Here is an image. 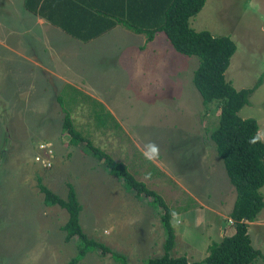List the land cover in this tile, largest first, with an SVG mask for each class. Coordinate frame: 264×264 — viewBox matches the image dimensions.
Masks as SVG:
<instances>
[{"label": "rangeland", "instance_id": "obj_1", "mask_svg": "<svg viewBox=\"0 0 264 264\" xmlns=\"http://www.w3.org/2000/svg\"><path fill=\"white\" fill-rule=\"evenodd\" d=\"M35 19L22 8V0H0V264H67L74 255L73 242H64L60 229L66 213L43 203L37 178L60 197L70 183L81 205L82 231L123 254L128 264H144L145 258L161 253L159 210L147 198L126 191L83 143L68 142L61 129L62 106L70 110L82 135L123 162L174 214L179 213L175 229H201L209 220L222 222V217L200 208L192 198L211 208L221 202L226 215L235 197L208 137L217 124V110L212 103L201 104L191 82L197 57L176 52L161 32L145 44L142 35L118 25L93 41L96 55L83 67L85 75L77 74L57 52L61 41L68 49L80 43L59 29L55 32L61 41H50L48 29L44 31ZM188 25L234 42L235 51L224 71L233 88L250 87L260 77V85L238 116L256 120L264 143V0H205ZM112 45H123L113 57L99 49ZM26 55L50 73L37 72ZM71 60L78 68V59ZM91 98L110 105L121 121L120 131L110 125L95 126L90 109L98 106ZM40 142L53 150L47 169L33 159ZM151 145L158 148L154 157ZM149 164L160 172L156 174ZM260 192L264 202V185ZM185 203L190 207L179 210ZM226 228L228 234L232 232L231 225ZM262 232L250 225L247 235L252 241ZM184 250L176 245L170 255L179 256L174 252ZM77 264L118 263L95 250Z\"/></svg>", "mask_w": 264, "mask_h": 264}, {"label": "trees", "instance_id": "obj_2", "mask_svg": "<svg viewBox=\"0 0 264 264\" xmlns=\"http://www.w3.org/2000/svg\"><path fill=\"white\" fill-rule=\"evenodd\" d=\"M204 2L205 0H22L25 11L79 42H89L119 25L134 34L142 35L145 43L161 32L176 52L198 59L192 71L191 82L200 96L201 104L205 106L212 103L217 110V124L209 131L208 137L235 192L228 215L232 232L218 241H210L205 247L204 256L198 261L190 262L184 255H170L175 237L170 222L174 212L156 191L137 180L123 162L116 161L82 135L70 118V110L63 106L61 108V129L68 135V142L72 145L83 143L85 151L101 161L126 191H132L136 198H147L148 204L159 210L158 220L163 236L161 253L145 258L144 264H253L257 257L264 259V255L251 246L247 235V223L253 221L263 207L260 188L264 185V143L257 133L256 120L238 116L240 108L249 103L250 95L260 85V77L250 87L240 89L233 88L225 80L224 71L236 48L234 42L228 36H213L207 30L195 31L188 25L189 18L199 12ZM57 100L61 104L60 95ZM91 100L98 106L95 109L92 105L90 109L95 126L106 128L110 125L120 131L118 123L103 105L95 99ZM149 166L156 174L160 172L154 164ZM36 184L46 206L56 205L66 213V220L60 229L64 233V242L72 241L74 245V255L67 264H77L86 253L95 250L100 255L109 254L118 264H128L123 254L88 237L82 231L78 222L81 205L70 183H66L64 197L50 191L38 178ZM189 207L190 204L182 205L179 210Z\"/></svg>", "mask_w": 264, "mask_h": 264}, {"label": "crops", "instance_id": "obj_3", "mask_svg": "<svg viewBox=\"0 0 264 264\" xmlns=\"http://www.w3.org/2000/svg\"><path fill=\"white\" fill-rule=\"evenodd\" d=\"M30 15L33 16L32 14H30ZM33 17H36V16H33ZM34 21L37 23L38 26H43L44 31H47V29H48V32L46 33V35H48V39H50V41H52V40L54 42L56 41V44H57V41H61V40H59L60 36L55 32L56 29H58V28H56L55 26L49 24L48 22H46L43 19L38 18V17H36V19ZM47 25H49V26H47ZM116 26H118V25H116ZM112 29L115 30L116 27H113ZM112 29H110L107 33L113 31ZM107 33H105V34H107ZM96 39H98V37L89 41V42H86V43H82V42H79V41L74 39L75 41H77V43H80V44H78L80 46L76 45L77 48H75V49H68L67 45H65L66 43H62V41H61L60 48H62V49L57 53L62 54V55H64L65 58H67V60L64 61L67 68H69L70 70H72V68H73V70L75 69L74 71L77 72V74L81 73L83 67L86 65V62H89L90 60H92L93 59L92 57H94L93 55H96V54H93L94 52H96V50H95V47L92 46L93 41H95ZM152 40H151V42H152ZM151 42H147V43H151ZM122 47H123V45H112L110 48H105V46H100L99 49H101V50L104 49L106 51L105 53H107V54H109V56L113 57V55L118 51V49H121ZM73 56L78 59V61H76L77 63L75 64L78 68L73 66V63L71 60ZM25 58L32 60L31 61L32 64L38 68L37 72L42 71L45 73H50V70L47 69V67L39 66L37 64V62H35L29 56L26 55ZM49 58H54V57L49 56ZM55 59H59V57L56 56ZM26 62L28 64H31L27 60H26ZM81 74H83V73H81ZM83 75H85V74H83ZM76 89H77V91L82 90L81 88H76ZM101 104L103 105L105 110H107L111 114V116L118 123V125L121 124V121L118 119L116 114L113 113L114 111L111 110L110 105H108V103H104V102H102ZM120 127L122 128L121 125H120ZM192 198L198 204V206L201 205L200 208H205L207 210L210 209L215 215L222 217V222L217 221V223H214V222L209 220L208 222H206L207 225L205 224L206 226L204 225V227H201V229L200 228H198V229L189 228L186 231L184 229H182V230L175 229V227H174V225L178 221L176 219V217L179 215V213H175L171 216L170 222H171V225L173 227L174 236H175L174 237L173 251H175L176 245H181L185 248V250L182 253L174 252V255H184L186 257V259L190 262L191 261H197L204 256L205 247L210 241H218L221 237L228 235V228H226V226L231 225L228 215H229V212L231 210V207H232V204H233L235 197L231 200L230 206L227 208L228 209L227 212H225L226 215L223 214L222 210H224L225 207L220 206L221 202H218L217 205L214 206V208H211V206L210 207L207 206L208 204L203 205L204 203L201 201L200 198H198V197H192ZM263 206H264V202H263ZM262 209H263V207L260 209V211L256 215V218L253 221L247 223V231H248V226H250V225H254L256 227L257 226L261 227V231H263L262 232L263 235L261 234V236H254V240L252 239V241H250V244L254 249L258 250L262 255H264V213L261 214ZM224 218H227L226 219L227 223H225L223 221ZM262 227H263V230H262ZM195 255H196V258L193 257ZM253 264H264V259H262L261 257H257L256 259H254Z\"/></svg>", "mask_w": 264, "mask_h": 264}, {"label": "built area", "instance_id": "obj_4", "mask_svg": "<svg viewBox=\"0 0 264 264\" xmlns=\"http://www.w3.org/2000/svg\"><path fill=\"white\" fill-rule=\"evenodd\" d=\"M53 150L49 143H38L34 154V162L47 169L52 164ZM231 223V220H229Z\"/></svg>", "mask_w": 264, "mask_h": 264}, {"label": "clouds", "instance_id": "obj_5", "mask_svg": "<svg viewBox=\"0 0 264 264\" xmlns=\"http://www.w3.org/2000/svg\"><path fill=\"white\" fill-rule=\"evenodd\" d=\"M253 143H255V140L252 141ZM151 153L153 155V157L158 153V148L155 145H151Z\"/></svg>", "mask_w": 264, "mask_h": 264}]
</instances>
